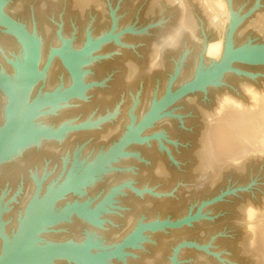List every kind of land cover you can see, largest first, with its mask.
Masks as SVG:
<instances>
[{
    "label": "rangeland",
    "instance_id": "374dc122",
    "mask_svg": "<svg viewBox=\"0 0 264 264\" xmlns=\"http://www.w3.org/2000/svg\"><path fill=\"white\" fill-rule=\"evenodd\" d=\"M18 1L7 0L13 8V15L8 13L9 16L23 26L33 24L36 33L48 44L59 34L75 43L86 34L85 45L89 33L94 39L109 34L114 21L117 29L112 39L91 53L82 64L85 84L89 86L84 97L40 112L39 116L51 118L47 124L49 129L57 131L70 123L66 128L70 133L47 141L44 138L41 144L24 147L17 152L16 158L0 166V193L8 191L10 202L16 198L10 207L14 208L13 211L21 208L35 174L40 175L42 179L39 181L46 189L52 181L65 177L73 165V157H81L87 149V154L94 157L112 145L128 127L130 113L143 104L151 103L153 94L160 88L165 87V90L176 69H187L197 55L198 61L200 57L207 61L210 43L225 38L231 23L229 0H224L230 11L226 31L222 28L226 18L214 12L208 0ZM257 1L232 0L233 11L238 16H245L254 9ZM22 4L25 5L23 9ZM262 16L264 0H260L259 7L239 24L235 33L236 47L264 46V27L260 25L264 21ZM182 19L191 28L195 40L190 39L189 32L183 36L178 51L162 47L161 50L165 51L163 64L151 73L148 70L152 66L150 54L153 44H161L173 35L181 27ZM256 24L261 28L258 29ZM11 36L0 27L2 50L13 49L12 38H16ZM128 79L132 80L130 85L127 84ZM174 84V88L178 87V83ZM250 88L264 98V65L235 63L215 85L168 108L146 133L149 140L129 147L127 155L111 166L107 175L98 176L82 191L87 195L85 201L71 194L55 207L58 211L69 203L77 202L88 203V207L94 209L104 203L98 214V223L73 214L47 227L45 232L57 238L42 237L41 243L79 244L90 234L91 239L95 238L101 244L93 250L96 253L114 247L133 231L140 220L144 224L157 220L176 223L190 217L189 223L179 227L146 230L136 246L124 251L122 259H114L107 264H153L163 242L168 251L162 258L169 264L174 249L182 243L188 246L182 249L185 252L178 264H264L258 236L264 227L261 225L264 224V154L252 153L238 161L220 163L217 153L210 147V140H214L213 125L221 113L223 101L228 97L240 102L244 108H254ZM0 95L1 112L4 101ZM61 110L70 113L64 116ZM7 167L17 168L12 176L15 179L7 175L11 172ZM206 168L211 170L212 176L202 186L201 178ZM12 214H9L8 221L1 222H12L13 218L16 219ZM184 228V236L174 234ZM61 262L70 264L64 260Z\"/></svg>",
    "mask_w": 264,
    "mask_h": 264
},
{
    "label": "water",
    "instance_id": "95a60500",
    "mask_svg": "<svg viewBox=\"0 0 264 264\" xmlns=\"http://www.w3.org/2000/svg\"><path fill=\"white\" fill-rule=\"evenodd\" d=\"M5 2L6 0H1L0 2V25L8 29L24 45V63L19 71L20 76L16 88L9 82H6L5 79L2 78L0 80V88L6 90L11 98L10 114L0 132V164L10 154H13L16 151L15 148L18 146L38 144L41 138H60L61 135L69 132L70 129L66 128L70 124L60 127L57 131L50 130L46 127H35L26 132H23V130L26 124L34 119L41 110L56 107L75 97H84V92L89 86L82 83L81 76L84 73L79 74L77 72V62H72V60L80 58L81 60L78 64L82 65L85 62V57L89 53L97 51L102 44L112 39V34L117 28V22L114 21V28L109 34L107 33L97 39L90 40L87 37V42L82 49L67 53L66 47L60 52H57L70 73L72 78L71 86L45 94L44 96L38 94L36 98L26 105L25 101L28 89L39 76H34V42L25 32L24 28L1 11ZM229 2L231 6V23L226 33L224 54L220 61L211 63L210 66L204 68L202 65L204 58L200 57V64L195 76L174 89L173 84L177 76L175 72L167 83L166 93L161 97H158L155 93L151 99L149 108L140 119L137 120L132 112L130 113L131 118L128 127L123 135L112 145L96 154L90 163H86L82 167L76 168L73 167V164V168L67 171L64 178L61 176L57 181H52L45 190L43 185L38 186L34 191L27 212L20 222L13 239L10 241L6 235L0 233L4 248V252L0 256V264H33L44 259H64L73 264H102L114 259H122L124 251L136 246L146 230L156 231L165 227H179L190 222V217L178 220L176 223L157 220L144 224V221L140 220L133 231L115 244L114 247L96 253L91 252L90 249V247L96 248L95 244L98 243L96 241L94 244H90V247L87 243L82 245L73 242L41 243L40 241L38 244H33L34 236L40 231L46 230L41 227L55 225L73 214H78L81 217L95 222L104 203L94 209H90L87 204H79L77 202L74 204L69 203L58 211H55V208L54 210L52 209L69 195L79 192L81 188L87 185L89 186L91 184L90 182L97 178L99 174L109 172L111 168L109 166L118 160V158L126 156L129 147L149 140L150 138L144 135L145 131L152 124L160 120L168 108L191 94L206 91L209 86L215 85L224 74L232 69L235 63L252 66L264 65V46L245 45L236 47L234 43L235 33L239 24L253 10L259 7L260 0L257 1L254 9L245 16L236 15L232 8V0H229ZM2 225L4 223L0 220V226ZM186 246L188 244L182 243L174 249L172 264H178L176 261L177 253L180 248Z\"/></svg>",
    "mask_w": 264,
    "mask_h": 264
},
{
    "label": "bare ground",
    "instance_id": "6f19581e",
    "mask_svg": "<svg viewBox=\"0 0 264 264\" xmlns=\"http://www.w3.org/2000/svg\"><path fill=\"white\" fill-rule=\"evenodd\" d=\"M0 2H1V0H0ZM208 2H209L210 7L214 10V12H216L217 14L223 15L226 18V22H224V24L222 23L223 31H226L227 27H228V23L231 21L230 20V16H229V12L230 11L228 10L227 4H225L224 0H221V1L220 0H217V1L208 0ZM22 3H24V1ZM24 4H22V6H24V7H22V9L25 8ZM6 5H8V6H6ZM20 7H21V5H20ZM12 10H13V8L10 6L9 3H7V0H6V2L4 3V5L1 8V11L5 15L10 17L12 20H14L13 17L9 16V14L12 12ZM183 11H184V9L182 7V14H184ZM10 15H13V13H11ZM262 17H264V16H262ZM262 17H260L261 18L260 21H262ZM14 21L18 25H20L22 28H24L25 32L32 38V40L34 42V59H35L34 76L35 75H37V76L39 75L38 78L36 79V81L33 82L30 85L29 89H28V92H27V95H26V101H25L26 105L29 102H31L34 97L36 98V96L38 94L41 95V96H44L45 94L43 95V93H45V92H48L46 94H49V93H51L50 91L55 92V91H59V90L63 89L64 87L65 88L66 87L67 88L70 87L71 84H72V78L70 77L69 71L64 66L62 58L57 54V52H60L61 50H63L66 47H67V53H70L71 51H76V50L82 49L83 45H84L83 43L85 41L84 39H85V35L86 34L83 35L82 37H79V40H76L77 43L73 42L72 40H69L68 39L69 37L65 38L64 36H62L63 34L62 35L60 34L57 39H55L53 42H51L52 44L51 43L48 44L46 42L47 40L41 39V37L36 33L34 27L32 26L33 24L29 23L30 25L23 26L22 23L21 24L18 23L17 20H14ZM185 22H186L185 19H182L181 27L179 29H177L176 32L173 33V35L168 36L167 38H165L161 42V44L160 43L158 45H154L153 44V47H152V50H151L152 52L150 54L151 55V60H152V66H151V68H149L148 71H150L152 73V72H154L155 69H158V68H160L162 66L163 57H164V54H165V51L161 50L162 47L164 49L168 50V51H172V52L173 51H175V52L178 51L181 48L180 46H181V40L183 39V36L185 34H189V32H190L189 36L191 37L190 39H192V41L195 40L193 38L194 36L191 35L192 34L191 31H190L191 28L188 27ZM256 22L257 21H255V23ZM260 25L264 27V21H262ZM256 26H258V24H256ZM0 27H2V30H6V34H9V36L12 35L13 37L16 38V40H15L11 36V38L14 41V45H12V47L14 46L13 49L12 48H9V49L7 48L6 51H4L0 47V49L2 50V55H0V80L3 78V79H5L6 82H9L14 88H16V86L18 84L19 76H20L19 71H20V69H21V67L23 66V63H24V45L22 44L21 41H19V39L16 36L11 34L8 31V29H6L5 27H3L1 25H0ZM260 28L261 27H259L258 29H260ZM89 34L87 35L88 40L94 39L93 38L94 36L91 35V34L89 35ZM70 39H71V37H70ZM234 39H235L234 43H235V46H236V44L238 43V40H236V37ZM224 44H225V38L224 37H221L220 39L210 43V45L208 47V53H207L208 60L206 61V58H205V59H203V63H202L204 68L208 67L211 63H215V62L220 61V59L222 58V56L224 54ZM50 46L52 47V50L50 49ZM188 51H190V50L187 49V52ZM90 54L91 53H89L85 58L90 56ZM185 57L187 58V54L185 55ZM190 57H192V56H190ZM198 58H199L198 55H197V57L194 60L191 58L193 61L189 58L190 61H192V64L190 65V67H188L187 69H183V67L182 68L180 67V68H178L175 71L176 74H177L176 83L175 84L178 83L177 85L179 86V83L183 84L184 82L191 80L195 76L196 70H197V68H198V66L200 64V59L198 61L197 60ZM80 60L81 59L78 58V59L72 60V62H77L76 70H77V72L79 74H82V65L78 64V62ZM134 71H136V70H134ZM81 81H82L83 84H85L84 82H86L85 76L83 74L81 76ZM130 82H132V80L128 79V83L127 82L126 83L129 84ZM41 86L43 88H40ZM164 88L165 87L160 88L159 91L156 89L157 91L155 93L158 95V97H161L163 94L166 93L167 86H166L165 90H164ZM249 91L251 92L250 94L252 95V99L254 100V104H253L254 108H250V109L244 108L243 105L240 104V102L235 101V102H237V103H235L234 99H232V98L228 99V97H227L226 98L227 100L223 101V103H222V107H221L222 109H221V113L219 112V114H220L219 117L217 119H215V122H214V125H213V127H214L213 138H214V140L213 139L210 140V144L212 145L210 147H211V150H213V151H215V153H217L218 156H216V158L219 160L220 163L222 161H224V162L225 161H227V162L229 161L230 162V160H232V162H234L233 160L238 161L242 157H245L246 155H248V154L250 155L252 153H262V154H264V98H261V96L255 91V89L252 90L250 88ZM155 93L153 94V96L155 95ZM0 94H2L3 101H4L3 107H1L2 110L0 112V132H1V130L3 129L5 123L7 122L8 116L10 114L11 98L7 94V91L4 90V89H1V88H0ZM0 97H1V95H0ZM75 98L78 99L79 97H75ZM75 98H72V99H70L67 102H63V103L57 105L56 107H58V106H60L62 104L66 105V104L70 103V101H72ZM144 105L145 104H143V107H139V108H141V110L138 108V110H137L138 112L137 111L132 112V114L134 115V117L137 120L140 119L143 116V114L147 111V109L150 106V102H148L145 106ZM135 108H137V107H135ZM45 109H43V110H45ZM61 109H63V108H61ZM65 110H61V113H63L64 116H67L70 113V111L68 113L67 112L68 110L67 111H65ZM39 113L34 117V119L30 120L26 124L23 132L29 131V130L35 128V127H46V128H48L47 127V124H49L48 123L49 122L48 119H51V118H48L47 116H46V118L42 117L43 115L39 116ZM58 113H60V112H58ZM61 113H60V115H61ZM35 118H37V119H35ZM154 124H152L151 127H149L145 131L144 135H146V133L149 131V129L152 128V126ZM63 126H66V124L62 125L61 127H63ZM71 127H72V125H71ZM50 130H52V129H50ZM115 133H118V132L115 131ZM43 140H44V138L39 139V143L41 144V142ZM46 141H47V139H46ZM24 147H27V146L22 145V146L16 147L15 148L16 151L13 154H10L8 156V158L5 159L0 164V166L4 162H7L8 160H10V159L13 160V158H16L19 155V154L17 155V152L19 150H22ZM87 150L84 153L81 152L82 154L80 153L81 157L77 156V157H73L72 158L73 159L72 163L74 164L73 167H76V168L82 167L83 165H85L86 163H90L94 159L95 156L92 157L93 154L91 156L89 153H88L89 154L88 155L87 154ZM212 155H213V157L215 156L214 153ZM208 156H209V158L211 157L210 154ZM122 157H120V158H122ZM120 158H118V160L113 162L109 167L114 166V164L117 163L120 160ZM213 159H215V158H213ZM215 161L216 160H214L213 163ZM210 164L213 166L212 163H210ZM211 165H210V168H212ZM11 167H13V166H11ZM73 167H71V168H73ZM7 168L9 169L10 167H7ZM207 168L205 169V171L207 173L205 172V173L202 174V178H201L202 182L200 183V185L202 184V186H204L203 183L204 184H206V182L208 183V181L210 180V178L212 176V174L210 173L211 170H208ZM8 169H7V171H8ZM10 170H11V172H8L7 175H9V177L11 179H13V178L15 179V177H12V176L14 174H16L17 168H15V169L13 168V170L10 168ZM106 173L103 172V173L99 174L98 176H102L104 174L107 175ZM44 175H41V177L44 176ZM4 176H2V177L5 178ZM33 179H34V181H31L32 183H31V185L29 187V190H28V196H26V198L24 199L22 204L20 203L21 204V208H20V206H18L20 208L18 211H13L14 208H10L11 206H13L12 202L13 201L15 202L16 198L10 202L11 196H10V193L8 191H4V192L0 193V220L2 222L3 221H8V218H10L9 217L10 213L11 214L14 213L15 216H16V219H14V218L12 220L10 219L12 222H9V223L7 222V224L4 223V225L0 226V233L6 235L9 238L10 241L13 239L14 235L16 234V232L18 230V227L20 225V222L22 221L25 213L27 212V209H28V206H29V202L32 200L33 192L35 191V189L38 186L42 185V182L39 181V180L42 179V178L40 179V175L37 176L35 174ZM95 179H93L90 183L92 184L93 182H95ZM87 186L81 188L79 192L75 193V195H77V198L79 197V199H84V200H82V202L85 201L87 195L82 194L81 190H84L85 188H87ZM201 188H204V187H201ZM205 189H206V187H205ZM12 199H13V197H12ZM76 201H78V200H76ZM60 202H62V201H60ZM79 202H81V201H79ZM57 206H58V204H57ZM55 207L56 206H54L52 210H54ZM12 216H13V214H12ZM15 216H13V217H15ZM82 218L87 220L84 217H82ZM98 218H99V216H97V218L95 220V223H98ZM261 225H264V224H261ZM41 228L42 229H44V228L46 229L47 226H45V227L43 226ZM257 229L260 230L259 228H257ZM261 230L262 231L260 232V235H258V236H260V238H259V239H261L260 240L261 241L260 244H262V248L261 249L263 251L262 253L264 254V227L261 228ZM258 232H256V233H258ZM174 234L177 237H178V235H183L184 236L186 234L185 228H184V230H179L178 232H175ZM91 236L92 235H90V234L88 236H86V239H84V241L82 240L83 241L82 243H81L80 240H78V241H80L79 244L84 245V244L87 243L89 245V247H90V244H94L95 241H96L95 238L91 239L90 238ZM42 237H45L47 239L57 238V236H55V235H49L45 231H40L39 233H37L34 236L33 244H38ZM161 244L162 245L160 247H158L159 250H158V252L156 254L157 255L156 256V261L153 264H156L157 262H159L160 264H169L167 261H165L162 258V256L164 255V252L168 251V250H166L167 248H166V245H165L164 242L161 243ZM100 245L101 244H98V243L95 244L96 248L100 247ZM102 245L105 246L104 244H102ZM96 248L94 249L93 247L92 248L90 247L91 252H93V250H96ZM182 249H184V248H180L178 253H177V257H176L177 263H178L179 260H181L180 258L182 257V253L185 252V251L182 252ZM128 250H130V249H128ZM3 252H4L3 239L0 238V256L3 254ZM173 258H174V253H173V256L171 258V264L173 262L172 261ZM61 260H64V259H44L43 261H40L38 263H33V264H58L59 262H61ZM56 261L57 262L59 261V262L56 263ZM64 261H67V260H64ZM67 262H69V261H67ZM69 263L73 264L72 262H69ZM60 264H62V262ZM102 264H107V262L106 263H102Z\"/></svg>",
    "mask_w": 264,
    "mask_h": 264
},
{
    "label": "flooded vegetation",
    "instance_id": "af4514ba",
    "mask_svg": "<svg viewBox=\"0 0 264 264\" xmlns=\"http://www.w3.org/2000/svg\"><path fill=\"white\" fill-rule=\"evenodd\" d=\"M67 72H68V71H67ZM70 77H71V76H70ZM84 83H86V82H84ZM64 88H65V87H64ZM66 88H67V87H66ZM53 91H54V90H53ZM50 92H52V91H50ZM38 93H39V92H38ZM38 93H37V94H38ZM46 93H48V92L43 93V95L46 94ZM34 98H35V97H34ZM34 98H33V99H34ZM33 99H32V100H33ZM64 125H65V124H64ZM137 224H138V223H137Z\"/></svg>",
    "mask_w": 264,
    "mask_h": 264
}]
</instances>
